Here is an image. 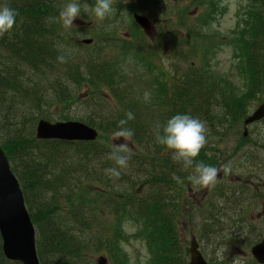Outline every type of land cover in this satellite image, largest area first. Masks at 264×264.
<instances>
[{
    "label": "trees",
    "instance_id": "trees-1",
    "mask_svg": "<svg viewBox=\"0 0 264 264\" xmlns=\"http://www.w3.org/2000/svg\"><path fill=\"white\" fill-rule=\"evenodd\" d=\"M63 1L0 0L19 13L13 29L0 36V144L36 229L39 261L92 264L93 258L106 253L110 264H125L122 245L128 235L123 220L130 218L135 236L142 238L148 250L149 264H186L187 249L179 234L182 183L174 176L189 185L192 170L172 160V153L156 142L155 129L176 114H188L206 122L208 142L214 125H219L221 137L231 135L243 119L238 113L243 109L241 99L234 94L226 99L196 67L194 53L182 50L164 52L170 57V64L164 65V82L154 78L150 86L148 69L139 63L154 49L132 20L130 33L135 41L115 42L111 37L96 49L85 47L88 52L83 57L71 53L74 46L58 20ZM156 1L135 0L131 9L136 13L139 3H149V9ZM256 3L241 56L253 75L254 92L260 94L264 88V0ZM145 10L137 13L153 19ZM178 22L190 34V44L196 33L180 17ZM115 54L120 56L116 59ZM60 56L64 62L57 59ZM81 87L85 92L94 90L80 108L93 117L81 115L75 120L83 117L84 123L96 128L99 142L36 140L35 123L48 119L59 104H78ZM104 93L112 106L103 101ZM128 112L135 117L127 124L134 131L135 146H130L133 155L128 167L114 177L105 172L115 166L109 158L111 147L105 148L106 139H112ZM112 141L120 144L122 138ZM208 149L216 152L218 148ZM196 159L218 163L214 154L199 153ZM213 218L210 213L207 221ZM0 264H13L4 258L1 240Z\"/></svg>",
    "mask_w": 264,
    "mask_h": 264
},
{
    "label": "rangeland",
    "instance_id": "rangeland-1",
    "mask_svg": "<svg viewBox=\"0 0 264 264\" xmlns=\"http://www.w3.org/2000/svg\"><path fill=\"white\" fill-rule=\"evenodd\" d=\"M211 1L218 3L220 13L216 17H209L208 23L201 20L205 26H198L196 14H203L208 9V0L202 3L189 0H157L154 6H149V9L147 7L149 3H139L138 12H142L146 8L145 11L154 17L151 23L152 25L154 24L153 31H155V34L153 41L150 40L149 42L150 45L158 47L157 56H162V49L169 47L174 35L173 40L176 43L180 44L183 49H189L190 45L187 46L185 35L177 30L180 23L178 22L179 17L182 22L186 21L189 24L196 25V30L201 33L200 35L204 36L208 46L210 43L218 41H227L228 43L229 41H234L237 37L238 44L240 36H248L244 28V18L250 8L253 9V5L248 0ZM69 2L71 0L63 1V7ZM80 2L81 14L80 17L73 21V26L66 29L61 22L62 32L68 36V40L74 46L71 53H77L75 55L83 57L88 52L85 49L86 46L81 44V40H96L97 44L88 47V49L93 50L97 48V45L100 46L107 37L116 38L122 36L120 39H125L126 33L131 29L130 21L133 12L130 10L131 3L133 2L134 4L135 0H114L113 13L103 21H99L92 11L95 0H80ZM85 4L88 7H85ZM170 17L173 23L166 21ZM198 27L201 29H198ZM198 46L199 48L194 55L198 58L201 66L209 69L206 74L213 81L212 84L224 93L226 99H232V97H229L232 94L235 95L233 96L234 98H240L243 107L240 113L243 114V118L250 116L264 102V88L260 91V94L254 92L252 73L249 84L245 85L246 78L244 73H237L234 68L238 63L236 49L231 46L227 48L223 45L220 48H214L213 53L210 54L202 51V43H199ZM177 48L179 47L175 46V49ZM115 58L117 59V54H115ZM241 66L240 64L239 67ZM136 71L142 73L140 68H137ZM81 90V95L78 93V104L75 102L59 104L55 109H51L46 120L50 122L82 120V123H84L83 117L81 120L75 119H78V116H88L90 114L87 110L82 111L80 108L94 90L89 89L85 92L83 87H81ZM98 95L101 97L100 92ZM104 96L103 101L112 106L113 102L110 98L105 93ZM212 99L214 100L215 98ZM89 117H93V115L90 114ZM247 131L248 136L245 139L242 137L243 129L241 126L236 131L237 134H234L235 137L230 134L221 137L218 134L220 132L219 125H214V132L210 133V142H207L200 154L206 156L214 154L217 160L220 161L225 156L232 155L235 152L238 155L237 160L239 162H232L233 170L230 173L236 174V177L239 178L246 177L248 169L255 165L257 172L261 173L262 184H264V123L260 122L251 125L247 128ZM125 142L130 144L129 141L122 139L121 143ZM234 145L237 148H232ZM207 146L208 148L217 146L218 149L216 152H212L206 148ZM221 171L223 170L221 169ZM229 176L232 175L223 171V178L218 179L215 187L203 188L198 185H192V190L189 191V198L186 202H191L194 206L187 204L186 209L190 207L192 211L189 212L185 209L184 216L179 221V234L183 248L187 249L190 238L192 236L196 237L203 256L212 261L210 264H222V262L232 264L233 259L237 256L240 264L247 263L250 255L248 252L249 241L256 243L264 236V186L261 189V199L253 197L251 193H249L250 196L241 197L235 192V187L241 188V186L238 187L240 183L233 184L235 183L232 179L233 176L231 178ZM208 195L212 199L207 198ZM237 200L241 203H238ZM210 213L214 214L212 222L207 221V215ZM129 219H126L125 231L126 234L130 235L131 240L128 245L122 246V253L127 258L124 263L149 264L148 250L142 240L134 238V227L131 226ZM221 246L228 248L225 258L222 260L216 256V251ZM100 255L107 259L106 253H101ZM98 256L93 260L95 264H97ZM188 259L189 257L186 258V263Z\"/></svg>",
    "mask_w": 264,
    "mask_h": 264
},
{
    "label": "clouds",
    "instance_id": "clouds-1",
    "mask_svg": "<svg viewBox=\"0 0 264 264\" xmlns=\"http://www.w3.org/2000/svg\"><path fill=\"white\" fill-rule=\"evenodd\" d=\"M114 0H95L92 11L99 21L105 20L113 11ZM88 7L87 4L84 5ZM81 2L80 0H71L65 4L59 12V20L64 28L69 29L73 26V21L80 17ZM19 15L18 11L7 3L0 4V36L10 32L16 24V18ZM60 62H64V57L57 58ZM124 119L119 120L118 130L112 133V139L130 141L134 135V131L127 127L128 121L134 119L131 112L125 114ZM207 125L196 117L188 114H176L172 116L161 128L158 126L155 129L156 142L164 146L172 153V160L179 162L183 167L192 170V174L187 177V180L193 185H198L203 188L215 187L218 182V176L221 169L210 166L203 161H197V157L201 150L207 144ZM133 153L128 143H114L111 148L109 158L114 161L115 166L105 169L106 174L119 177L120 169L127 168ZM222 170L225 173L231 172V163L224 164ZM178 182L181 181L175 177ZM228 248L221 246L216 251V256L221 260L225 258V253ZM232 264H240V260L235 257Z\"/></svg>",
    "mask_w": 264,
    "mask_h": 264
},
{
    "label": "water",
    "instance_id": "water-1",
    "mask_svg": "<svg viewBox=\"0 0 264 264\" xmlns=\"http://www.w3.org/2000/svg\"><path fill=\"white\" fill-rule=\"evenodd\" d=\"M137 24L147 29L146 19L134 16ZM89 44V41H83ZM264 117V104L245 121L257 122ZM36 139H58L66 141L93 140L96 133L91 128L77 122H58L51 124L40 120L36 126ZM0 238L3 256L20 264H39L35 250V231L23 204V197L17 180L10 171L8 161L0 148ZM255 260L264 264V239L251 250ZM188 264H206L198 251V245L191 240Z\"/></svg>",
    "mask_w": 264,
    "mask_h": 264
},
{
    "label": "flooded vegetation",
    "instance_id": "flooded-vegetation-1",
    "mask_svg": "<svg viewBox=\"0 0 264 264\" xmlns=\"http://www.w3.org/2000/svg\"><path fill=\"white\" fill-rule=\"evenodd\" d=\"M247 185L249 186V184L247 183ZM260 187H262V184H260ZM262 198V196L260 195V197H259V199H261Z\"/></svg>",
    "mask_w": 264,
    "mask_h": 264
}]
</instances>
